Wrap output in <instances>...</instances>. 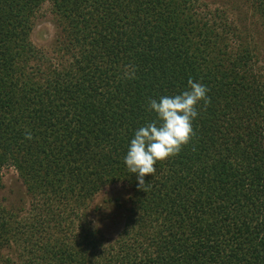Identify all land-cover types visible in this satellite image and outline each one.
Returning <instances> with one entry per match:
<instances>
[{"label":"trees","instance_id":"obj_1","mask_svg":"<svg viewBox=\"0 0 264 264\" xmlns=\"http://www.w3.org/2000/svg\"><path fill=\"white\" fill-rule=\"evenodd\" d=\"M236 1L255 22L209 0H0V192L13 167L32 202L0 195V264H264V0ZM45 3L53 60L31 40ZM189 78L209 98L195 134L138 188L128 144ZM117 183L129 207L109 240L88 208Z\"/></svg>","mask_w":264,"mask_h":264},{"label":"clouds","instance_id":"obj_2","mask_svg":"<svg viewBox=\"0 0 264 264\" xmlns=\"http://www.w3.org/2000/svg\"><path fill=\"white\" fill-rule=\"evenodd\" d=\"M124 76L134 78V68L128 67ZM207 92L204 84L189 78L185 91L149 99L148 110L155 113L156 119L135 130L124 156L128 172L136 176L138 188L147 184L146 174L155 177L157 161L179 154L189 143L195 134L192 122L198 116L197 107L201 102L205 105L209 102ZM26 137L31 139V133L27 132Z\"/></svg>","mask_w":264,"mask_h":264},{"label":"rangeland","instance_id":"obj_3","mask_svg":"<svg viewBox=\"0 0 264 264\" xmlns=\"http://www.w3.org/2000/svg\"><path fill=\"white\" fill-rule=\"evenodd\" d=\"M210 9H225L231 20L239 25L240 23L255 22L250 18V13L241 5V1L236 0H209ZM230 7V8H229ZM255 34V42L263 45L264 37L260 33V28ZM61 36L54 16L51 14L50 5L45 3L36 14L35 27L31 34V40L40 48L45 56L57 58L64 51L58 42ZM263 47V46H262ZM3 189L0 192L4 203L17 210L21 214L28 215L31 208V199L27 195L26 190L13 167L2 169ZM130 189L124 183H117L105 187L90 203L87 218L92 221L100 230L104 238L113 239L122 230L127 209L129 207Z\"/></svg>","mask_w":264,"mask_h":264}]
</instances>
